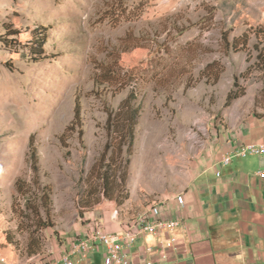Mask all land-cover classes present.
Returning a JSON list of instances; mask_svg holds the SVG:
<instances>
[{"label":"rangeland","instance_id":"rangeland-1","mask_svg":"<svg viewBox=\"0 0 264 264\" xmlns=\"http://www.w3.org/2000/svg\"><path fill=\"white\" fill-rule=\"evenodd\" d=\"M40 27L47 41L34 59L27 42ZM5 28L20 36H6L17 45L0 43V208L23 249L19 264L34 260L24 253L30 221L15 190L18 177L32 180L30 141L51 190L55 225L37 234L52 253L105 210L132 215L167 195L211 130L264 111L255 64L264 0H0V36ZM229 93L240 95L227 103ZM130 114L131 155L120 137ZM108 162L125 171V185L112 191L121 203L83 212L78 203L101 195Z\"/></svg>","mask_w":264,"mask_h":264},{"label":"crops","instance_id":"crops-1","mask_svg":"<svg viewBox=\"0 0 264 264\" xmlns=\"http://www.w3.org/2000/svg\"><path fill=\"white\" fill-rule=\"evenodd\" d=\"M207 136L186 179L141 208L156 202L162 217L180 223L143 236L129 249L131 264H264V176L257 174L264 168V111L241 115L232 127L219 126ZM247 143L260 151L238 155L237 149ZM225 156L230 157L226 164ZM178 194L184 198L183 208ZM140 210L113 217L107 209L99 221L105 229L118 232ZM71 240L58 245L51 257L69 249ZM104 251L98 245L72 258L78 259L76 264H104ZM0 264L19 261L3 258Z\"/></svg>","mask_w":264,"mask_h":264},{"label":"trees","instance_id":"trees-1","mask_svg":"<svg viewBox=\"0 0 264 264\" xmlns=\"http://www.w3.org/2000/svg\"><path fill=\"white\" fill-rule=\"evenodd\" d=\"M5 35L0 36V43L4 46L17 45L20 32L15 30L14 28L11 30H7ZM45 28H36L30 34L31 37L27 44L30 47V52L34 56V59H41L42 54L44 53V45L47 41V36L45 32H42ZM6 36L16 37L9 39L10 44L7 43ZM245 37V36H241ZM237 38L231 44L233 50L237 51L236 46L238 45ZM227 41V40H226ZM225 41V42H226ZM228 43V42H226ZM256 68L262 74H264V51H258L256 54ZM212 64H207L206 67H211ZM216 72L214 74L215 79H217ZM240 94L236 93L231 95L230 93L227 95V103H229L232 99L238 97ZM79 107L76 105L75 107V117L77 120L79 116ZM135 116L131 117L130 114V124L128 126L127 132L124 133V136H120L122 138L128 139V154L131 155V147L133 145V131L135 125ZM115 114L112 115V110L108 109V117L107 121L110 124V129L112 131L115 130L117 123L114 121ZM112 127V128H111ZM83 133V130L79 129V134ZM30 160H31V169L33 172L31 182H26L22 177H18L15 180V190L17 195H20L23 199L24 208L20 209L22 217H25L27 221H30V225L27 227V236L24 247L25 256L28 258H33L34 260L30 264H39L44 258L51 257V252H46L45 247L42 245V241L40 240V236H38L39 230H44L47 228L53 227L55 224L53 222V210L51 205V190L48 185L42 184L41 175H40V166L39 160L36 153V147L33 145V142L30 141ZM129 158L127 159L126 165H128ZM112 164L105 163L103 164L104 170L102 174L101 186H100V194L98 191L95 194H90L89 199L79 201L80 210L83 212H90L94 209H100L103 207H107L109 209L116 208L121 203V200H112V191L115 188H121L125 185L126 175L125 171L117 174L114 167H111ZM119 166H117L118 168ZM114 172L116 174H114ZM96 187L93 188L94 191ZM90 191L89 193H91ZM117 210V209H116ZM118 211V210H117ZM18 228V227H17ZM31 229V230H30ZM22 247L15 235V232L8 228V220L4 217L3 212L0 208V257L5 258L10 263H16L19 258H21Z\"/></svg>","mask_w":264,"mask_h":264},{"label":"built area","instance_id":"built-area-1","mask_svg":"<svg viewBox=\"0 0 264 264\" xmlns=\"http://www.w3.org/2000/svg\"><path fill=\"white\" fill-rule=\"evenodd\" d=\"M260 147L253 143H247L237 149V154L245 156L251 153H257ZM230 157L225 156L222 162L226 164ZM259 176H264V168L258 170ZM180 207L185 206L184 198L181 194L176 195ZM112 216L118 215V211L111 212ZM98 221V220H97ZM180 223L179 219L165 218L160 214V206L156 202H151L145 208L141 209L133 218L128 219L121 225L118 232H112L98 221L87 226L86 231L76 235L71 240L69 249L61 252L58 258H44L39 264H76L78 259L72 258V255H86L98 245H103L105 251L103 254L104 264H131L129 249L146 234H156L161 231L175 227ZM163 257H166L165 255ZM3 260V258H0ZM152 264V262H146Z\"/></svg>","mask_w":264,"mask_h":264}]
</instances>
